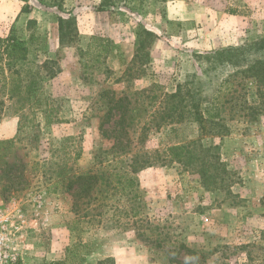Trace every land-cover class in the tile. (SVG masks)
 I'll return each instance as SVG.
<instances>
[{
  "label": "rangeland",
  "instance_id": "1",
  "mask_svg": "<svg viewBox=\"0 0 264 264\" xmlns=\"http://www.w3.org/2000/svg\"><path fill=\"white\" fill-rule=\"evenodd\" d=\"M61 19L71 43H60ZM146 31L156 37L150 41ZM13 34L26 42L45 39L39 61L59 71L39 95L53 109L51 124L43 113L21 117L12 109L0 121V211L14 224L16 264H264V111L252 120L241 112L209 123L201 139L190 108L160 129L154 125L161 117L153 115L194 76L206 96L213 94L215 76L203 73L212 66L199 56L264 38V0H0V36ZM93 37L109 44L99 65ZM232 72L227 67L217 76ZM106 90L128 96L131 121H139L125 157L115 156L114 140L100 131ZM238 94L239 104H264L252 79ZM118 119L116 113L112 121ZM190 141L211 149L205 157L194 151L200 159L186 163L165 155L170 144ZM136 155L149 160L133 175L139 198L110 195L99 210L101 223L89 225L99 211L73 210L69 176L125 178ZM80 242L89 247L66 261Z\"/></svg>",
  "mask_w": 264,
  "mask_h": 264
},
{
  "label": "trees",
  "instance_id": "2",
  "mask_svg": "<svg viewBox=\"0 0 264 264\" xmlns=\"http://www.w3.org/2000/svg\"><path fill=\"white\" fill-rule=\"evenodd\" d=\"M105 5L102 3L98 11H104ZM111 5L114 6L113 4ZM145 33L146 38H151L150 41L156 37L149 31ZM73 41L74 36H70L69 32H65L63 20L61 19L60 43L65 44ZM93 42H98V47L100 48L95 56V62L99 65L101 58L110 53L109 44L107 40L99 37H93ZM46 46V40L36 35H33L29 42L21 40L14 34L7 38L0 36V121L6 109H12L15 115L21 117L27 112L43 113L46 123L48 125L51 124L50 117L53 109L49 108L47 102L45 106L42 105L43 103L39 95L44 89L46 80L54 78L59 71H54V69L50 68L52 61H39L40 55L46 52ZM93 46V43L90 44L89 49L91 50ZM141 47H145V44H142ZM199 58L208 61L212 66L206 71L204 70L203 73L207 76L212 74L215 76L216 84L213 88V94L210 97L206 96L200 87L203 81L199 80L200 77L194 76V78H197L193 80L194 82L179 85L176 94L168 95V100L162 102L161 108L157 112H154L153 115L161 117V119H158L159 122L154 125L155 128L160 129L165 123L168 125V123L171 124L174 121L182 120L186 111H188L187 109L190 108L189 113H193L196 121L199 123L201 139L207 132V125L209 123H214V125L219 124L225 118L233 119L235 115H239L241 112L240 117L252 120L256 119L259 113L264 111L263 103L249 105L245 101L239 104L238 99L240 94L236 96L238 87H241L248 79H252L256 85L259 98L264 99V38L250 44L229 47L207 56L201 55ZM227 67L233 68V72L230 74L224 73L226 74L225 76H217L218 71L222 72ZM182 88L187 89L186 93ZM148 92L145 91V93ZM103 96L107 99V112L100 126V131L105 139L114 140L112 151L116 154L115 156L117 158L125 157L126 154H129L130 147L133 144L129 132L139 125V121H131L129 114L132 112V107L128 96L124 95L116 98L114 92L111 94L107 90ZM155 98V96L152 97L151 101ZM177 98H181V101L177 102L175 100ZM185 99L190 100V106L184 104ZM116 113L119 114V119L112 121ZM112 122L114 128L112 130L106 128ZM170 131L175 133L176 129L172 127ZM216 134L221 133L218 130ZM209 149L211 147H205L200 141H190L187 144H170L165 150V155L171 161L186 163V160L200 159V157L193 156L192 153L194 151L205 152V157ZM204 157L201 158L203 162L200 164V167L202 169L206 167ZM148 165V158L143 159L141 157L139 160V156L136 155L132 158L130 172L132 175L125 178L118 174H104V176H100L98 173L93 172H83L69 176L67 189L75 190L72 196L76 198L72 204L73 210L80 212L86 206L88 207L87 209L92 208L99 211L101 208L108 206L106 201L110 195L116 194L124 195L127 202H136L139 198L137 194L138 185L133 175ZM201 173L205 176L203 170ZM80 198H88L89 201L80 202ZM134 211L135 205L132 208L133 218L137 217V213ZM94 217L97 220L89 219V225L101 223V220L97 218L101 217V211ZM143 240L147 241V238L143 237ZM158 245L161 246V243ZM80 246L82 248L89 247V244L80 242L73 249H69L66 261L72 259V252Z\"/></svg>",
  "mask_w": 264,
  "mask_h": 264
},
{
  "label": "built area",
  "instance_id": "3",
  "mask_svg": "<svg viewBox=\"0 0 264 264\" xmlns=\"http://www.w3.org/2000/svg\"><path fill=\"white\" fill-rule=\"evenodd\" d=\"M8 214L0 211V264H16L19 260L16 248L12 246L13 222Z\"/></svg>",
  "mask_w": 264,
  "mask_h": 264
}]
</instances>
